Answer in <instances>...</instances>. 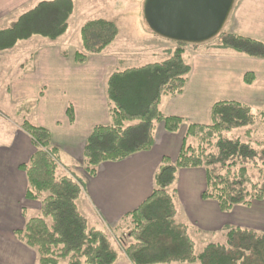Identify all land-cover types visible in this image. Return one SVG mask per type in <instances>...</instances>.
<instances>
[{
	"label": "trees",
	"instance_id": "trees-1",
	"mask_svg": "<svg viewBox=\"0 0 264 264\" xmlns=\"http://www.w3.org/2000/svg\"><path fill=\"white\" fill-rule=\"evenodd\" d=\"M73 8V0L38 2L18 16L10 27L0 30V52L34 37L57 41L68 30ZM219 35L218 48L264 60L263 42L238 34L220 32ZM116 36L117 28L110 21L86 22L80 29L83 51L75 53L74 63L82 65L89 55L101 54ZM174 43L177 48L167 52L165 60L115 71L108 76L105 98L109 124L95 126L83 149V166L89 176L95 175L101 163L119 162L150 150L156 124L162 123L168 133L177 132L184 124L182 118L166 116L160 111L164 96L183 93L191 71L183 57V48L188 44ZM243 80L251 85L254 75L246 73ZM66 114L72 122L70 106ZM259 115L264 118V105ZM256 120L248 105L218 101L211 107L208 125L186 124L177 159L171 162L162 158L151 195L128 215L130 243L122 250L130 264H264V232L240 227H226L223 243L207 244L196 253L188 227L174 221L176 207L172 188L177 170L202 168L205 189L201 199L215 202L220 212L262 202L264 146L257 151L249 140ZM20 129L36 149L28 163L18 168L27 179L25 199L39 202L40 217L28 219L22 230L14 232L15 239L35 250L38 264L63 261L115 264L118 255L106 234L89 228L78 212L76 202L82 186L71 177L57 175L58 151L52 146L49 131L25 120L20 123ZM237 129H246L247 141L239 137L225 138L226 133ZM252 169L256 171L257 181L252 177Z\"/></svg>",
	"mask_w": 264,
	"mask_h": 264
},
{
	"label": "crops",
	"instance_id": "crops-1",
	"mask_svg": "<svg viewBox=\"0 0 264 264\" xmlns=\"http://www.w3.org/2000/svg\"><path fill=\"white\" fill-rule=\"evenodd\" d=\"M37 1L49 0H0V30L10 27L24 13L21 11L30 10ZM245 1L240 0L236 6L235 19L240 28V17H243L244 11L264 8L261 4L246 7ZM35 2L29 9L28 6ZM253 2L262 3L264 0ZM255 23L264 28V14ZM262 32L264 35V29ZM234 33L264 43V36L239 31ZM47 42L41 41L42 46L37 43L36 50L31 54L30 67L11 82L9 93L15 104H23L37 93L35 108L31 112L35 118L32 124L49 131L52 146L58 151L62 172L57 175H68L82 186V193L76 202L78 212L89 228L105 233L111 244L116 243L115 239L123 243L119 237L131 228L128 215L151 195L162 158L171 162L177 159L187 123L208 125L211 107L218 101L239 102L245 99L242 96L252 95L264 102V60L248 58L216 45L210 53L196 50L192 53L191 71L183 93L164 96L160 102V111L164 115L184 120L180 129L168 133L162 123L156 124L154 144L150 150L119 162L101 163L96 167L95 175L89 176L82 168L83 149L95 126L109 124L103 86L117 60L103 56V51L99 55L88 56L85 63L77 65L68 51L63 50L67 42L66 34L55 42ZM160 43L164 52L177 48L176 44ZM164 56L168 57L167 54ZM246 73L254 75L251 85L244 83ZM69 106L72 108V122L66 114ZM16 127L15 136L0 145V257L4 256L2 253L7 250L6 247L13 248L11 251L22 264L25 261L33 264V249L31 251L18 242L14 232L24 228L27 211H40L39 202L25 199L27 179L18 168L28 163L36 149L20 126ZM172 188L175 191L174 201L176 199L174 221L188 227V234L194 242L203 234H224L226 227L264 232V200L253 202L249 208L235 206L230 212L222 213L215 202L201 199L205 189L202 168L177 170ZM120 252L122 256H118L115 264H130L122 249Z\"/></svg>",
	"mask_w": 264,
	"mask_h": 264
},
{
	"label": "rangeland",
	"instance_id": "rangeland-1",
	"mask_svg": "<svg viewBox=\"0 0 264 264\" xmlns=\"http://www.w3.org/2000/svg\"><path fill=\"white\" fill-rule=\"evenodd\" d=\"M239 1L240 0H236L234 2L232 10L223 25L221 34H235L234 32L239 31L254 36H264L262 32L264 28L260 27L258 23H255L260 19V16L264 14V8L262 7L259 11L252 8L244 11L243 17H240V28L235 19L236 6ZM37 2L29 5V9ZM73 2L74 8L72 14H74L73 16L71 15L72 18L70 16L71 20L68 22L69 29L66 33L67 42L63 46V50H67L69 55L74 59V55L77 51H83L80 42V29L86 22L98 19L112 22L117 28V36L114 42L104 50L103 56L114 58L117 60V63L114 67L110 68L108 75L126 68L140 67L146 64L161 62L168 57L164 56L167 54V51H163L165 49L161 48L160 41L173 45L175 44L173 41L161 38L150 32L143 17L144 0H73ZM244 4L246 7L251 5L258 6V4L263 6L264 2L257 3L253 2V0H246ZM25 11H21V13ZM220 36L221 35L218 37L216 36L196 46L190 44L185 46L183 48V57L185 61L191 64L193 62L192 53L196 52V50L210 53L213 46L216 45L218 47ZM35 39L36 40L32 42H29V40L18 42L14 48L5 52H0V145L8 143V139L15 136L16 126H20L22 121L25 120L30 123L35 122V118L31 112H33L35 108L37 93H35L33 98L31 96V98L23 104L13 103V98L9 93L11 82L19 78L22 72L30 67L31 54L36 50L37 43L38 46L41 41L43 43H48L38 37ZM105 89L106 81L103 86L104 93ZM242 97L245 99L242 101L239 100V102L248 105L253 114L257 117L255 126L251 128V137L249 140L253 148L260 151L264 146V118L259 115V111L262 109L264 102L262 103L258 96L244 95ZM245 131L246 129L234 130L226 133L225 138L232 139L239 137L242 141H247V138L244 136ZM82 168L84 169V166H82ZM251 172L253 174V179L257 181L256 171L252 169ZM61 173V169L59 168L57 174L59 175ZM262 186L264 188V184ZM174 202L176 203V199ZM36 217H40L39 210L37 212L27 211L25 214V219L27 220ZM127 233L128 231L119 237L123 241L122 244L118 242V239H115L116 243L111 244L116 252L118 251V256H122L120 250L124 248L126 244L130 243L128 242L130 239ZM195 235L197 236V234ZM224 241L225 237L221 232L200 235L195 240V252L199 253L207 244L223 243ZM6 248L7 250L2 253L4 256L0 257V264H22L20 259L11 251L13 248ZM28 249L32 251L31 248ZM33 251L35 254V261L33 264H38V255L35 250ZM25 264H27V261H25ZM60 264H67V262L63 261Z\"/></svg>",
	"mask_w": 264,
	"mask_h": 264
},
{
	"label": "water",
	"instance_id": "water-1",
	"mask_svg": "<svg viewBox=\"0 0 264 264\" xmlns=\"http://www.w3.org/2000/svg\"><path fill=\"white\" fill-rule=\"evenodd\" d=\"M235 0H144L143 17L155 35L201 44L222 30Z\"/></svg>",
	"mask_w": 264,
	"mask_h": 264
}]
</instances>
